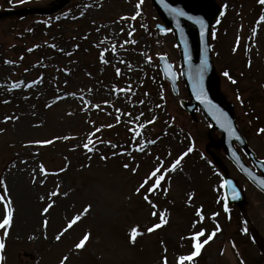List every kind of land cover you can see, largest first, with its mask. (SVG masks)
Here are the masks:
<instances>
[{
    "label": "rangeland",
    "instance_id": "374dc122",
    "mask_svg": "<svg viewBox=\"0 0 264 264\" xmlns=\"http://www.w3.org/2000/svg\"><path fill=\"white\" fill-rule=\"evenodd\" d=\"M55 1L30 0L26 6L48 7ZM9 2L6 7L12 8L23 0ZM216 3L226 8V16L210 35H218L217 50L212 53L219 76L215 87L233 105L238 128L248 132L250 149L264 160V133H256L259 125L264 126V72L259 69L264 67V21L260 20L264 4L259 0ZM5 5V0H0V8ZM157 23L161 20L150 0H75L56 18L0 22V96L9 99L14 95L11 104L0 107V196L11 199L14 209L11 227L0 229V239L5 242L0 264H61L65 256L68 260L64 264H164L165 257L167 264H177L180 255L195 250L193 233L204 231L202 243L217 227L216 236L191 264L264 262L260 257L264 253V194L247 181L220 147L210 145L207 135L211 125L202 112L198 110L191 117L181 108L180 101L190 99L180 51L173 34L159 33ZM251 46L253 69L246 65L248 58L242 52ZM34 47L39 48L31 51ZM58 52L65 56H58ZM22 55L25 58L21 61ZM162 55L169 58L179 75L180 93L176 97L166 83L157 96L163 114L174 126L167 128L165 122L152 132L163 138L156 153L167 146L173 158L188 154L174 171L168 168L162 192L147 194L140 186L150 166L142 162L153 165L154 158L128 157L113 152V148L104 153L96 151L91 157L82 147L94 124L91 112H98L94 107L101 108L104 94H112L105 76L115 79L111 70L117 68L133 79L149 78L150 85L151 77H162L158 65ZM226 69L231 71V80L220 75ZM237 90L243 94V101L237 99ZM252 106L254 112L248 110ZM119 107L126 108L123 104ZM103 116L115 119L108 111L97 114L98 119ZM179 134L189 135L192 142L174 141ZM212 135L219 142L221 134L212 130ZM58 137L66 138L54 145ZM125 164L129 167L123 168ZM41 165L47 175L40 171ZM224 171L246 198L242 211L247 231L239 232L237 223L216 205L223 190ZM53 192L58 194L53 196ZM49 204L52 207L45 213ZM201 209L202 221L197 215ZM5 214L0 202V220ZM77 215L81 218L63 231ZM161 215L167 223L148 232L160 223ZM133 229L139 233L135 243L131 240ZM86 234L89 239L85 246L77 249L75 245Z\"/></svg>",
    "mask_w": 264,
    "mask_h": 264
},
{
    "label": "water",
    "instance_id": "95a60500",
    "mask_svg": "<svg viewBox=\"0 0 264 264\" xmlns=\"http://www.w3.org/2000/svg\"><path fill=\"white\" fill-rule=\"evenodd\" d=\"M70 0H62L60 5L52 9H34L0 14V18L23 15L27 13L54 14L59 12ZM154 6L161 14L163 20L175 31L176 40L182 51L184 76L192 98L191 104L183 103L188 112L194 115L195 110L201 107L215 129L223 133L222 145L228 157L236 166L260 189L264 191V164L256 160L246 142L237 131L235 117L231 106H224L211 93V86L216 81V75L210 58L208 34L211 25L219 16V9L212 0H153ZM170 9L181 10L185 15L180 16ZM203 21V25L199 21ZM164 30V29H162ZM203 33V35H202ZM162 69L165 75L172 81L175 92L176 77L172 73V67L165 58L161 59ZM233 141H236L249 155L256 167L262 172V176L256 175L246 165L241 156L235 150ZM227 197L231 204L242 206L245 199L236 187L233 180L226 178ZM235 188V192H233Z\"/></svg>",
    "mask_w": 264,
    "mask_h": 264
},
{
    "label": "snow or ice",
    "instance_id": "6c2138e0",
    "mask_svg": "<svg viewBox=\"0 0 264 264\" xmlns=\"http://www.w3.org/2000/svg\"><path fill=\"white\" fill-rule=\"evenodd\" d=\"M140 2L142 3L143 0H140ZM259 3L261 4H264V0H259ZM139 4L137 5V8H139ZM171 11H173L174 13L180 15V16H183L185 15V13L181 10H177V9H170ZM136 15H139V12H137ZM136 17L133 16L132 19H135ZM260 20L261 21H264V16H261L260 17ZM199 23H201V25H203V21H199ZM131 35V33H130ZM203 35V33H202ZM134 42V41H133ZM113 51H115V45H113ZM101 59L103 60V53H101ZM106 62V61H105ZM117 74L119 75V69H117ZM224 75L226 77H228L230 80L232 79V77L229 75V73L226 71L224 73ZM233 83H236L235 80H232ZM13 87H16V85H13ZM123 91V90H122ZM8 119H11V117H9ZM152 121H150L149 123H151ZM135 131V130H133ZM260 132H264V129H260L259 130ZM140 133L139 132H136V135H139ZM36 143H41V144H50L52 143V141H37ZM93 144V141L91 139H89L88 143H86L84 145V147L86 149H88V151H92L93 148L89 147V145ZM140 150H143L142 146L140 148ZM192 149L189 148L188 149V152H191ZM188 153L185 152L181 157L177 158L174 163L171 165V169L172 171H174L178 165H180L181 163V160L183 159L184 156H186ZM125 168H128L129 165L128 164H125L124 165ZM40 171L47 175V170L43 167V165H41V168H40ZM164 179V172L162 171V169L160 167L156 168L152 173H150L146 178L145 180L143 181V183L141 184L140 188H144L145 185H148V188H147V192L148 193H152L154 192L157 187H159V184H160V181ZM152 181V183L149 185V181ZM2 183V182H0ZM230 183V182H226V185ZM261 184L264 185V181H261ZM140 188L137 189V192L140 191ZM7 191V188L5 186V192ZM233 192H235V188H233ZM58 193L57 192H53L52 195H57ZM145 200H147L149 203H152V201L149 199V196L148 195H145ZM0 202H3L4 203V207H5V216L2 220H0V229H6V228H10L11 227V224H12V221H13V212H14V209L11 207V204H12V201L11 199H6L5 196H0ZM153 208L156 207V205L153 203L152 204ZM52 207V204H49L47 208L44 209V212L47 213V211ZM90 208V206H89ZM227 205H225V211H227ZM85 213H87L88 209L86 208L85 210ZM154 216L156 215V212H153L152 213ZM197 215L200 216V220L202 221L204 219L203 217V214H202V209L201 210H198L197 212ZM81 217L79 215H77L76 217H74L67 225V227L63 230V231H67L68 229H70ZM199 222V221H198ZM47 223V221H45V224ZM167 223V220L165 219L164 215H161L160 216V223L159 224H156L154 225L152 228H149L148 229V232H152L154 231V229H158L160 228L163 224H166ZM193 227H195V223L193 225ZM63 231L57 235L56 239L59 240L61 238V236L63 235ZM219 231V227H217L216 230H214L208 237L207 239H205L202 243H201V240L200 238L202 236L205 235L204 231L201 230L199 232H195L193 233L192 235V240L194 241V251L191 253V254H188V255H180L178 258H177V264H185V262H189V264H191V262L193 261L194 257L198 256L200 254V251L201 249L203 248V246L205 244H207L211 239H213L215 236H216V232ZM245 231H247V229H245ZM7 231H5L4 235L7 236ZM138 231L137 229H133L132 232H131V240L133 243H135L136 241V238H137V235H138ZM89 239V235L86 234L83 239L77 243L75 245V247L77 249H82L84 246H85V242ZM235 246V245H234ZM5 248V242H4V239H0V253L3 252ZM166 251V250H165ZM4 257L2 255H0V261H3ZM68 260V257L65 256L62 261H61V264H64L65 261ZM164 264H167V257L164 258ZM241 264H244L243 261H241Z\"/></svg>",
    "mask_w": 264,
    "mask_h": 264
},
{
    "label": "trees",
    "instance_id": "16d2710c",
    "mask_svg": "<svg viewBox=\"0 0 264 264\" xmlns=\"http://www.w3.org/2000/svg\"><path fill=\"white\" fill-rule=\"evenodd\" d=\"M264 72V67L259 68ZM257 77V76H256ZM263 77V76H262ZM255 80V79H253ZM256 82V81H255ZM262 83L264 84V81H262ZM147 83H143L141 81V83H138L136 86L134 85L132 87V92H133V101L131 102V104H129L127 110L129 111V113L131 114V116L135 117L138 115H141V120L138 121V125L141 126L142 128V133H143V137L141 139H136V136H131L130 135V130L134 129L135 125L131 124V121H128L126 118H123L124 121L123 122H119L118 125H114L113 123L115 122H111V120H106L105 124L110 125V127H112L115 131L111 132L110 135L113 137H116V140L119 138L121 139L120 144H122V142H128L129 146L131 145H140V144H146L147 142H149L152 138V132H153V128L151 125H149L148 123L150 121L152 122H156L155 119H153V109L149 107V105L146 104V102L144 101V95L146 94V92H148V89H150V87L148 86L147 88ZM148 95V94H147ZM248 110H251L252 112H254L255 109H253V106L250 107ZM249 115L251 113H248ZM92 120L96 121L95 117H91ZM136 122V121H135ZM134 122V124H135ZM264 128V127H263ZM117 134V136H116ZM130 138V140H129ZM121 150L125 149L128 150L127 148H124L123 146L120 147ZM239 219V217H238Z\"/></svg>",
    "mask_w": 264,
    "mask_h": 264
}]
</instances>
